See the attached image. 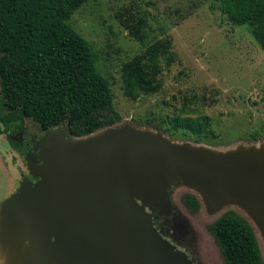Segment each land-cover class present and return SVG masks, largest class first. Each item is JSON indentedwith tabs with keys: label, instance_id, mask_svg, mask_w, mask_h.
I'll list each match as a JSON object with an SVG mask.
<instances>
[{
	"label": "rangeland",
	"instance_id": "obj_1",
	"mask_svg": "<svg viewBox=\"0 0 264 264\" xmlns=\"http://www.w3.org/2000/svg\"><path fill=\"white\" fill-rule=\"evenodd\" d=\"M210 5L211 0H88L72 13L67 22L92 45L97 67L110 81L113 105L120 116L119 121L85 138H105L118 128L152 131L177 145L188 143L199 151L226 152L229 159L264 158V50L248 24H234ZM131 13L147 20L143 42L134 39L119 21L118 15ZM163 37L170 38L175 59L160 74L161 89L137 100L130 99L122 88V64ZM185 102L197 109L193 116L205 114L211 118L219 134L213 143L196 142L179 134L172 137L161 128L135 122L153 114L154 123H158L159 116L178 112ZM4 113L5 110L0 111V118ZM65 137L69 142L76 138L67 131ZM121 192L131 208L135 209L133 199L142 204L123 185ZM160 195L163 197L157 196L145 206L151 214L147 216L157 234L176 250L166 247L168 243H162L157 234L149 237L146 250L153 264H182V256L175 253L179 251L185 254L188 264H227L211 230L212 224L227 213L239 216L251 227L264 264V217L251 205L234 201L214 207L199 191L179 181ZM170 214L180 220L174 236L183 237L184 233L183 240L193 259L166 238L159 217ZM71 256L74 264L76 254Z\"/></svg>",
	"mask_w": 264,
	"mask_h": 264
},
{
	"label": "trees",
	"instance_id": "obj_2",
	"mask_svg": "<svg viewBox=\"0 0 264 264\" xmlns=\"http://www.w3.org/2000/svg\"><path fill=\"white\" fill-rule=\"evenodd\" d=\"M87 1L0 0V111H17L38 129L65 124L77 137L120 120L110 81L100 73L92 45L67 22ZM210 7L234 24H248L264 50V0H211ZM118 18L143 42L145 17L131 13ZM174 59L170 38L147 45L121 66L124 94L137 100L160 90V74ZM195 110L185 102L178 112L159 116L158 123L153 114L135 122L172 137L213 143L219 134L211 118L193 116ZM211 230L227 264H263L252 229L239 216L223 214Z\"/></svg>",
	"mask_w": 264,
	"mask_h": 264
},
{
	"label": "water",
	"instance_id": "obj_3",
	"mask_svg": "<svg viewBox=\"0 0 264 264\" xmlns=\"http://www.w3.org/2000/svg\"><path fill=\"white\" fill-rule=\"evenodd\" d=\"M66 131L63 127L47 133L44 159L37 169L41 177L37 191L45 218L55 220L64 241L88 247L103 264H153L146 240L157 232L145 206L157 196L163 197L160 193L177 181L199 191L214 207L245 202L264 217L261 156L229 159L226 152L199 151L188 143L177 145L152 131L118 128L105 138L73 136L76 138L70 142ZM122 185L142 204L133 199L135 209L131 208L121 192ZM153 189L156 192L152 193ZM25 212L21 210L28 219ZM166 247L176 250L169 243ZM175 253L182 256V264H188L184 253ZM0 256L2 264L5 260L15 264V255L6 254L1 245Z\"/></svg>",
	"mask_w": 264,
	"mask_h": 264
},
{
	"label": "flooded vegetation",
	"instance_id": "obj_4",
	"mask_svg": "<svg viewBox=\"0 0 264 264\" xmlns=\"http://www.w3.org/2000/svg\"><path fill=\"white\" fill-rule=\"evenodd\" d=\"M63 127L38 129L29 118L13 110L5 111L0 118V245L6 254L15 255V264H71L72 253L76 254L74 264L103 262L88 247L66 243L55 220L45 218L37 191L41 179L37 169L44 159L42 148L47 143V133ZM21 210H26L28 219ZM159 218L166 238L191 257L183 240L182 230L185 229L181 230L183 237L174 236L175 226L180 224L178 216L170 214ZM76 246L82 249H73Z\"/></svg>",
	"mask_w": 264,
	"mask_h": 264
},
{
	"label": "bare ground",
	"instance_id": "obj_5",
	"mask_svg": "<svg viewBox=\"0 0 264 264\" xmlns=\"http://www.w3.org/2000/svg\"><path fill=\"white\" fill-rule=\"evenodd\" d=\"M1 259H3V257L1 258V256H0V260H1Z\"/></svg>",
	"mask_w": 264,
	"mask_h": 264
}]
</instances>
